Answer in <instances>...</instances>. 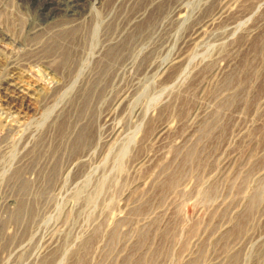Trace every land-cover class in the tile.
<instances>
[{"label": "rangeland", "instance_id": "rangeland-1", "mask_svg": "<svg viewBox=\"0 0 264 264\" xmlns=\"http://www.w3.org/2000/svg\"><path fill=\"white\" fill-rule=\"evenodd\" d=\"M263 2L88 0L91 45L93 16L63 44L70 23L0 0V90L13 77L33 95L25 118L0 96V264H43L52 250L61 264H264ZM131 33L121 58L94 69ZM181 54V78L162 85L159 69ZM98 70L86 110L78 87ZM64 118L87 126L83 142L60 133Z\"/></svg>", "mask_w": 264, "mask_h": 264}, {"label": "bare ground", "instance_id": "bare-ground-1", "mask_svg": "<svg viewBox=\"0 0 264 264\" xmlns=\"http://www.w3.org/2000/svg\"><path fill=\"white\" fill-rule=\"evenodd\" d=\"M25 1L30 6H32L37 11L38 14L42 15L46 19V21H59V24L57 26H59L61 28L63 26H65V25H67L68 23H70L71 26H69V28L63 29L62 33L59 35V38L62 39L61 42L63 44L66 42L67 39L61 38V35L62 34H68L69 32H73V31L77 30V28L83 26L84 25V20L89 19L88 17L91 18L93 16V10L96 9V8H94L95 5L87 3L88 0H25ZM104 1L105 0H95V3L97 5H102L104 3ZM228 7L230 8L231 5H229ZM182 9L183 10L180 11V13H181L180 17L181 18H185L186 17V10H185V8H182ZM94 14H95V16H93L94 19L92 17V19H91L92 20L91 21L92 24H89V31H88L89 34H91V38H92L91 45L94 43V39H97L98 34H100V30H99V22H100V20H99V17L97 15L98 13L94 12ZM202 33H205L204 29L202 30V32L199 33V36H201ZM133 36L134 35L131 33V35L129 37L127 36L126 39H124L123 41L117 42L115 44H111L110 43L111 45L108 46V49H106L104 52L100 51L99 54L94 55V57L99 59L98 63L95 64L94 69L101 68L103 71H105L106 65H111L112 66V64H114L113 62H116L119 58H121V56L123 55V52L125 51L126 47L129 45L130 41L128 40V38H132ZM57 39H58V37L56 38V40ZM57 41H59V40H57ZM71 44L69 45V47L71 46ZM94 48H95V46H94ZM64 55L67 56L68 55V51H67V53L65 52ZM189 60H190V57L187 56V55L181 54V55L176 56L173 59V61H171L170 63H168V64H166L164 66H161V68L159 69V72H158V77H159L158 80L162 81L161 82L162 85L167 83V82L168 83L177 82L176 80L178 79V77L181 76L180 75L181 74L180 71L182 70V68L184 66H186V64H188V62H190ZM91 62H93V61L90 60V58L86 59V61L81 66V67H83V70L88 68L91 65ZM171 69L174 70L172 73H170L172 71ZM107 71H108V68H107ZM100 72L102 73L101 70L100 71L98 70L97 73H91V74L89 73L87 75V78L85 79V81L82 82L83 84L81 85V87H78L81 90L80 94L86 96V101H85L86 110H87V107L90 106V103L92 101V95L95 92V89H97V86H100L99 85V81H100L99 78L102 75V74H100ZM79 79H80V76H78L75 80H73L71 85H69L68 90L65 91V95L64 96H66V94L70 90V88H74L75 89V87L78 86V83L80 81ZM165 89L166 88H163V90H165ZM27 90L28 89L24 88V86L21 83L14 81L13 77L10 79L9 82H7L6 86L4 88H1V90H0V96L3 97L5 102H7L10 105L9 110L11 112H16L17 116L20 117V118H22V117L25 118L26 115H27V111L29 109H32L30 102L33 99V95H31L30 91H27ZM125 98L124 99L122 98V100L118 101V107H120V105L124 103ZM154 99L161 100L162 96H161V99H160V94H156V95L154 94L152 96V100H154ZM152 100H150V101H152ZM139 109L140 108L137 109V115L138 116L141 115L140 111H142V110H139ZM81 115H82V113H81ZM22 123H23V125L25 123H27L26 119H24V121H22ZM58 125H59V128L61 129L60 133H63L64 136L67 133L68 137L71 138L75 134L74 135L75 139H74V141H72L73 145H75L76 142H78V143L80 142L81 143V142L84 141V139L86 137V132L88 130L87 126H82V128L79 129V130H76V128L72 129L71 127H69L70 124H69V122L67 121L66 118H64L61 122L59 121ZM85 125H87V124H85ZM122 132H123V129L120 126L116 127V129L114 130V133L121 134ZM68 137H67V139H68ZM65 139H66V137H65ZM72 140H73V138H72ZM45 143H47V142H45ZM70 144H71V142H70ZM189 154H190V152H189ZM86 159H87V155L86 156L82 155L80 157H77V158L73 159L72 161L69 162L68 169H71L74 165L78 166L80 163L86 161ZM57 164L54 165V167L49 170L50 171L49 175L52 178L53 177L55 178V175L59 171L58 170L59 168H57ZM19 174H20L19 172L14 174L17 179L21 177ZM51 177H50V180H51ZM24 180H22V182L24 184H26L27 182L24 181ZM23 183H21V185H23ZM86 184H87V181H86ZM85 188L86 187L83 186L80 189L82 194H83ZM80 191H79V193L81 194ZM50 195H51V193H50ZM95 200H96L95 196L91 197V195H90V198L87 200V202L93 203V202H95ZM0 202H1V198H0ZM27 213H28V205H24V203L22 202V203H20L18 205L17 209L14 212L11 213L10 217L12 219H16L18 221L19 219L22 218V216L25 218ZM30 215L31 214H29V216ZM29 221H30V218H29ZM115 233H116V231L113 234H115ZM118 235H119V233H118ZM111 238H114V237H111ZM113 240H115V239H113ZM112 241H110V242H112ZM89 245L90 244L86 241L84 244H82V246H80L81 250L82 251H86L87 249H89V247H90ZM53 251L54 250H52L51 252H49L47 255L44 256L43 264H61L62 263V260H61V262H59V258L62 255L61 251H57V252H53Z\"/></svg>", "mask_w": 264, "mask_h": 264}]
</instances>
